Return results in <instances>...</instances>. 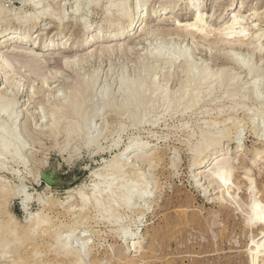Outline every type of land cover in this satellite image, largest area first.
<instances>
[{"label":"bare ground","instance_id":"1","mask_svg":"<svg viewBox=\"0 0 264 264\" xmlns=\"http://www.w3.org/2000/svg\"><path fill=\"white\" fill-rule=\"evenodd\" d=\"M205 1L206 0H72V2L70 3L68 2L67 4L65 3L67 2L66 0H20V7L11 8V9H7L3 7L4 5L2 6L0 4V25H1L0 27V48L1 47L3 48L12 47V49L9 51L7 55L0 56V157L2 159L10 158V160L12 159L14 164L15 163L22 164L24 166L25 162L28 161L26 160L27 155H25V153L30 151L29 145H32L33 143H32V140L31 141L27 140L28 139L27 136H26L27 139L24 138L26 139L25 141L23 138H21L22 137L21 134L22 133L25 134L24 132L29 128L30 122H33V121L35 122L33 117H35L36 114L40 116L39 119L41 121H39V124L38 125L36 124L35 127L36 129L40 131L41 134L46 135V136L48 135V137H51V138L53 137L55 139H58V137L61 136V134L62 135L64 134V137H66L67 140H69V142L71 140H72L71 142L76 141L79 147H82L83 144L85 143L84 142L86 139L85 133L89 132L88 129L91 127L89 123L90 117L88 116V112L91 109L88 110L86 108L87 103H88V101L86 100V95L87 93L90 92L89 91V89H91L90 85L95 83V80H98V79L96 78V76H95L96 79L93 78L94 80L93 79L91 80L90 78H88L90 79L89 81L86 82V80H84L82 84L80 85L74 84V86L73 85L71 86V84L73 83H66V84L63 83L64 89L68 85L66 89L63 91V92H66V96L63 93L65 97L62 98V96L60 97L59 93H58L59 96L55 94L56 92L53 93L54 95H56L55 96L56 99L52 95L53 97L51 99L54 98V100L52 101V103L50 104L48 103L49 105L47 106V108H45L47 111V113L45 112V114L48 117H43L42 115H40V113L42 112L41 114H43L44 109L43 111H40L41 109L39 110L38 105L44 107L43 105L45 104H43L42 102L40 105L39 103H36L37 100L32 101V98H34V95L39 94L40 92L41 94L42 92L44 93V86L42 88V85H40L41 89L36 88L34 85L31 86L29 90L28 89L26 90V92L29 94L28 97H26L24 94L25 93L24 88L26 87L24 83L25 82L24 79L20 77L21 78L20 80L17 79V81H14V76L15 78L18 77V75L20 74V69H23L25 71L27 70L30 73V75L39 77L38 73L41 72L42 69H44V68H41V66H43L46 61L43 53H48V52L66 53L69 50L79 52L80 46L90 48L91 46H94L97 44L103 45L102 46L103 49H100L99 51L97 50L91 51L86 54L88 55V57H94L95 53L103 54L105 53L106 49L111 50L112 52H114L116 49L117 50L125 49V47L122 48L123 45L106 46L104 44L108 42L110 43L112 41L113 42L125 41L128 38H132L134 36H136L135 38L137 39L142 38V37H155L156 38V37L161 36L160 35L161 33L157 34L158 32L156 33V30H154V28H152V26L149 24L150 19L151 20L153 19L157 23V25L165 24L166 22L172 21L173 26L175 27L174 31L176 32L175 33L176 36L180 35L185 38L192 37V39L194 38V40H195V37H201V39L203 40L204 38L209 39L210 36H215V40H213L212 38L214 42L212 44L210 43V45L212 46L214 44L215 47L225 46L231 50L238 49V48L242 50V49H250V47H252L255 44L252 49L254 51L264 53L263 52L264 51V32H263L264 30L262 29L263 27L261 28V24L264 23V22H261V20L264 17V9H261V8L256 9L254 6V8L251 7V9L247 11L250 14H246L245 13L246 11L244 12V9H243L244 6L238 7L239 10L238 9L236 10L235 2H237V0H230L229 4L225 7V9L224 10L221 9L223 10L222 13H220L221 12L220 9L216 10L215 8V10H213L212 15H208V13L206 12L207 9H205L206 7L205 3L207 1L206 2ZM87 9H88V13H91V14L93 13L96 14V11L98 12L99 10H101L104 14L101 23L96 22V23L89 24L91 22H89L90 18L88 16ZM85 10L87 14H85L86 16L84 17L83 11ZM184 12H185V15L186 14L191 15V18L187 20H181V16ZM216 16H221L222 19H228V17L230 18H229V21L226 22L223 26L216 28V27H213V24H211L212 23L211 21H213ZM210 18H211V21H209ZM78 21H79V24L81 22L80 26L82 27L81 30L83 32V35H81V38L79 40L74 39L75 43L73 42L70 43L72 38L67 37L69 29L72 27L70 26V24L78 23ZM34 23L36 24V26L39 24V29L37 30L38 37L34 39L33 41L34 42L33 48L25 50L23 49V47H16V45L26 46L30 42V40L28 39L29 34H30L29 30H30V27ZM173 34L167 33V35H173ZM45 35L47 36L45 41L43 39H38L40 36L45 37ZM208 39L206 40L204 39L203 42L207 43L209 41ZM172 41H175V40H172ZM199 44H203V43H199ZM205 45L206 44H204V47ZM208 45H209V42H208ZM210 45H209V48H212L210 47ZM188 53L189 51H187V53L184 51L183 54H176V55L173 54L174 56L169 55V56H172V58H169V56L162 57V55L164 54H162L160 51H156V52L154 51L151 54L153 58L161 59L160 61L162 62L164 61L165 64L170 65L171 68L178 67L177 68L178 70L182 69L181 73H183L184 81L186 83L182 82L181 85L183 84L185 85L184 87L182 86V88L179 85L181 89L178 88L177 91L175 90L176 91L175 92L174 90L172 91V89H170L171 87L170 88L168 87L169 86L168 84H170L172 79L177 77V75L172 74V73L167 76V79H166L167 82L163 81L165 85H161L159 82H157L158 80L156 79L158 76L157 77L150 76L151 75L150 70L151 69L153 70V68L155 67L154 66L153 68L148 69L149 71L146 72V75L144 76L140 75L138 81L123 80L121 82L120 89L118 90V93H117V94H120L119 97L122 98V100L120 99L121 101L119 103H115V101H117L115 100L116 98H113V99L110 98L111 94L110 93L107 94L108 91L103 92L101 95L102 98H100L103 101L102 108L101 110L100 109L98 110L106 111L109 108L111 109V111H114L115 113H117L116 116L117 115L118 116L127 115L129 116L128 119H131V122L133 123L134 126H136L137 124L139 125V123L142 124L144 121H146L145 119L148 117V114H149V113L146 114L147 111L153 110L155 107V103L158 100L163 103L165 113H167L168 111L171 112L172 108L173 110H175L174 108L177 109L178 103L179 102L182 103V101L186 103L185 107L182 110H184L185 112L188 110L191 111L193 108L197 107L201 103V100L203 101L204 96L209 97L213 93V90H214L213 84L215 83V81L212 82L213 77L215 78L217 77L216 80L219 84H222L224 79L222 76L223 71L221 73V76L216 75L221 71L220 69H219V72L218 70L217 72H215L216 76L215 75L213 76L212 74L213 71L209 70L210 72H207L206 71L207 68L206 69L198 68L199 66L197 63L191 62L192 59L190 58L191 56H188ZM234 54L232 53V55ZM22 56L28 59V61H26L27 63L23 62L24 63L23 64L20 61L21 59L20 57ZM234 57L236 58V55L231 56V60L235 61V63H237L241 67H247L248 68L247 70H249V73H253L254 69L252 70V68L254 67H251V66L248 67V63L246 65L245 63H243L242 61H239L237 58L235 59ZM71 59L72 58L63 57L60 62L61 66L71 69L73 65L74 66L77 65V63L80 65L79 62L82 61L83 63V61H87L88 58H84L82 55L81 56L76 55V57H74L72 60ZM21 63L22 65L20 66ZM195 64L196 66H198L197 67L198 71L200 69V74H198V71H195V72L193 71L194 69H196ZM19 66H20V69H18ZM162 66H166V65H162ZM146 67L148 68V66H145V68ZM149 67H152V66H149ZM154 71H155V68H154ZM196 72L198 75L196 74ZM59 74H62V73H59ZM263 76H264L263 74L262 76L260 74L259 77H263ZM57 79L61 80L60 77L59 78L57 77ZM47 80H49V78ZM65 82H68V81L65 79ZM255 82L253 84V87H254L253 95L255 98L254 101H256L255 103L258 105V107L253 108L254 117L251 119V122H252L251 124L253 125V127H255L256 119L264 118V103L261 101V96L259 94V91L256 90ZM204 85L206 86L208 85V88L206 90L205 89L201 90L200 87H202L203 89ZM227 85H230V84H227ZM222 92H225V91H222ZM225 93H227V90ZM250 93L251 92H248L247 94L249 95ZM231 95H234V93L230 94V96ZM245 96L247 95L245 94ZM250 97L247 96V97H244V99H246V101L247 100L249 101ZM90 98H88L89 101H90ZM254 98L251 97V100H253ZM176 101H177V105L175 104ZM46 102L48 101L46 100ZM184 102H183V105H184ZM173 103L176 105V107H173ZM241 106L244 108L243 105ZM38 110L40 112H37V113L34 112ZM98 110H97V117L99 114ZM215 110L217 109L212 108L211 111H207V112L213 113L215 112ZM89 114H94V112L93 113L91 112ZM141 114L143 116H140ZM45 119L47 121H45ZM102 120L104 121V119ZM229 120L232 122L231 127L224 128V129L218 128V123H216L218 121L216 120L215 121L210 120V119L208 121L202 120L205 122V125L204 124L203 125L206 126V128L201 131L199 135V141L197 140L198 142L197 145L191 148L193 163L195 166H197V168L192 172V178L195 182L194 186L196 185L198 189H201V191L205 194V196H212L211 199H209L208 201L209 203L211 204L218 203L221 210H227L228 209L227 204H230V206H235L236 208L235 211H243V204H242L243 202L241 201V198L239 197V193H238L241 190V186L237 184L234 179L235 170H236L235 164H234L235 161L232 158L228 159L227 157L232 156L234 153L238 154L242 152L244 146L241 142H239L235 145L234 148L233 147L231 148L230 146L226 147L225 142L229 141L230 143V141L234 140L232 137L233 136L232 130H236L238 126L243 125L241 123H244L245 120L243 122H240L237 120L235 121L234 119H229ZM105 122L107 124L108 121H105ZM116 122L114 121L113 123L116 124ZM108 123L110 124V122ZM118 124L119 123H117V125ZM155 124L157 125V122H155ZM102 125H101L102 128H100L102 129L100 134L101 133L102 134L99 135L101 136L102 139L101 140L96 139L98 141L97 145L99 149L96 147L98 151L100 150V148H102L101 146L103 142L107 143V141H109V136H110L109 134H111L109 133L110 129L105 126L103 127ZM119 126H120V129L124 127L123 125H121V123L119 124ZM212 128L214 132L211 131ZM256 135H258V137L260 138L262 142L264 141L263 140L264 135H260L259 133ZM69 142L67 143L65 142V144H68ZM71 142L68 145H70ZM119 142H114L115 149L119 146L120 144ZM68 145L63 146L61 144L60 147L63 146L66 149L69 147ZM110 145L112 146V144ZM137 146L143 147L144 151L138 154H134V150ZM119 148L117 149L119 150ZM65 149L63 151H65ZM100 151L102 152L103 150H100ZM97 154L98 153H95V155ZM24 155H25V158H24ZM123 155H127V158H123L122 157ZM112 156L113 158L112 157H111L112 159L109 158L110 160L107 159L109 161L105 162L103 164L104 166H101V168L99 169L96 168L97 170L96 169L93 170L91 174L89 175L93 179V184L91 186L92 188L91 193H87V191H85L84 189L85 187L82 188L81 190L78 189L79 191L77 193H75L76 190H74L73 187L72 189L67 190L66 193L68 194L69 199L71 200L72 204H73L72 200H75L74 195H76V197L80 200L81 206L79 208L75 204L73 205L70 204L72 206L68 208V206L66 207L64 205L65 203L63 204L59 200H54L53 198H49V197H47L46 199L39 195V197L43 199L42 201L40 200L41 201L40 209L39 211L34 212L35 213V215L33 214L34 219H32V221L30 222V225L20 227L14 215L10 214L9 212L7 213V215L9 214L10 220L7 221V219H5L6 222H4V220L0 218V230H5L9 233H12L14 235L15 243L19 241L24 242L26 239H27V242L31 240L33 243V240H34L33 235L36 232H40L41 233L40 235L45 236V238L49 237L48 238V240H50L49 242L51 241L54 242L51 245L53 248V253H54L52 260L46 261V260H40L41 258H38L39 261L33 262L34 257H36L37 255L39 256L41 253L40 252L41 250L39 251V253L32 254L33 256L30 257L29 259L27 258V256L25 257V255L21 252L22 250L20 249L18 251H14L13 254L11 253L6 254L5 252V254L2 255V257L4 256L6 257L9 254V257L11 256L10 257L11 259L9 258L10 264H95L98 261L97 260L98 258H97V255L96 256H93V255H94L96 247L99 246V244H95L93 237L89 238L90 236H88V238L87 237L85 238L84 235L80 234L81 232H78V229H79L78 222L79 221L80 223L82 221L83 222L85 221V223L88 222L89 213L91 210H94L97 213L96 218H97L98 224L101 223L102 221L107 222L113 228H117L116 231L119 233V236L121 238H125V241L123 244L124 246L117 247V248L112 247V256L114 259L121 260L122 256H125L124 253H126V251L131 252V251L138 250L137 252H139V250L142 249V247L140 246L142 242H140L139 240L141 238L139 237L140 233L130 232L129 229L122 226V223H123L122 220H123V217L125 216L128 217L129 214H132L136 217V219L138 220L140 224H143L145 217H147L148 208L151 206L152 207L156 206L154 202L155 200L152 201L154 197L151 196L152 195L151 191L150 190L148 191V186H149L148 184H150V182L148 181V179H146V175L144 173L145 171L143 172V169L146 166L149 167L150 170H155L159 168L161 166L162 158L160 154H158L157 152H152L151 149H146V146L144 144H141L139 140L137 139V137H134V136L128 139L121 153L119 152V154L117 153ZM104 159H102V161ZM263 159H264V150L255 149L254 154L252 155V158H251V164L255 166L258 164V161L263 160ZM42 162L43 161H41L40 163ZM45 162L42 163L43 166L44 164H46ZM5 167H6L5 164L2 163L0 165V171H2V169H4ZM6 169L7 167L3 171H6ZM37 172H40V171H37ZM251 172L253 171L250 168H246V172L243 178L247 180V182L249 183L248 191L251 194V205L249 206V212H248L249 214L248 225L251 226L252 228L254 227L259 228L261 231H260L258 238H252V245L249 249V253L251 255V264H264V200L261 197L262 194L264 195V188H263V193H262L258 189L257 182L254 179L255 177L253 178V176L251 175L252 174ZM21 173L22 172H20V174ZM15 174H19L18 171ZM0 181H2L0 182V192H1L0 214H2V212L6 210L7 206L9 205L8 203L11 198H14L15 196H17L18 198V195H21L22 193H25V194L27 193L20 191V188L21 189L23 188L22 186L20 188L18 187L19 189L17 188L15 190V189H12V187H9V184H5V182L1 180V177H0ZM6 183H8V181ZM215 185L217 186V189L219 190V192L215 194H210L211 192H214L217 190ZM47 187L49 188V186ZM156 187H157V182H156ZM155 193L157 192L155 191ZM218 194L219 196H216ZM30 195L28 196L27 194L22 199V205H23L24 211H27L29 208V204L31 201ZM32 197H33V194H32ZM33 199L34 198H32V200ZM69 199H68V202H69ZM138 202L140 203L138 204L139 206L137 205ZM58 207H62L63 209L67 211V213L71 214L74 217V224L72 223L71 225V223L70 224L61 223L59 227H56L54 225V222L51 216L52 214L49 216L48 213L50 211L57 209ZM47 211L49 212L46 213ZM186 213H187L186 211H182L181 214H183L184 216L177 218V221L181 223L185 222V224H187L188 226H189L188 223L191 222V223H194L193 225H195L199 230L201 231L202 229L205 230L204 225H202L201 223H197L196 221H189L188 220L189 214L188 213L186 214ZM232 221H233V218H232ZM83 222L81 224H83ZM172 222H173V218H172ZM117 225L119 227H117ZM63 229L64 231H67L65 232L66 235L64 233L65 236L62 234L64 231H61ZM85 230L86 229H84V233L87 232V231L85 232ZM22 233L26 235L29 234L30 238H28V236L26 235L22 236ZM219 237H220V241L223 242L226 238L225 231L220 232ZM73 240L80 241L82 243L81 247L83 248L80 249L78 247L73 246L72 245ZM31 241L29 243H31ZM41 244L42 243H40V245ZM38 246L35 248H38ZM30 247H31V244H30ZM131 263L132 261L127 260V259L124 262V264H131Z\"/></svg>","mask_w":264,"mask_h":264},{"label":"rangeland","instance_id":"2","mask_svg":"<svg viewBox=\"0 0 264 264\" xmlns=\"http://www.w3.org/2000/svg\"><path fill=\"white\" fill-rule=\"evenodd\" d=\"M66 1L67 2L65 3L67 4L68 2L69 3L72 2V0H69V1L66 0ZM206 1H205L206 2L205 6L207 8L205 7V9H207L206 12L208 13V15H212L213 10H215V8L216 10L217 9L224 10L225 7L230 2V0H206ZM235 3H236L235 4L236 8L235 7L234 8L237 10L238 7L244 6L243 9H244V12L246 11L245 12L246 14H250L247 11H249L251 7L254 8V6L256 9L257 8L264 9V0H254V1L253 0H237V2ZM0 4L2 6L4 5L3 7L7 9L18 8L20 7V0H1ZM223 10H221L220 13H222ZM83 13L85 17L86 16L85 14L88 13V9H87V13H86V10L83 11ZM93 14L88 13V16L90 18V20L89 18L88 20L89 22H91L89 24L96 23V22L101 23L103 16H104L103 12L99 10L98 12L96 11V14L95 13ZM190 18H191V15L189 14L185 15V12L181 16V20H187ZM229 18L230 17H228V19H222L221 16H216L213 21H211V18L209 21L212 22L211 24H213V27L219 28L223 26L226 22H228ZM261 22H264V17L261 20ZM149 24L152 26V28H154V30H156V33L158 32L157 34L161 33L160 35L162 37L161 36L156 37V38L155 37H142V38L137 39L135 38L136 36H134L132 38H128L127 40L121 41V42H113V41L110 43L108 42L104 45L106 46L123 45L122 48L125 47V49H120V50L116 49L114 52L106 49L105 53L103 54L95 53L94 57H88V55L86 54L91 51H96V50L99 51L100 49H103L102 47L103 45L97 44V45L91 46L90 48L80 46L79 52L69 50L66 53L64 52L43 53L46 61H45V64L41 66V68H44V69H42L41 72L38 73L39 77L32 76L27 70L25 71L23 69H20V66L22 65V63L23 62L27 63L26 61H28V59L24 58L23 56L20 57L21 59L19 58L20 61L22 62L20 66L18 67V69H20V74L16 78L14 76V81H17V79L20 80L21 78L24 79L25 81L24 83L26 85V87L24 88L25 89L24 94L26 97H28L29 95L26 92V90L27 89L29 90L31 86L34 85L36 88H39V89H41L40 85H42V88L44 86V93L42 92L41 94L40 92L39 94L34 95V98H32V101L37 100L36 103H39L40 105L42 102L43 104H45L43 105L44 107L38 105L39 110L41 109L40 111H43L44 109L43 111L44 113L43 114H41L42 112L40 113V115H42L43 117H48L45 114V112L47 113L45 108H47V106L50 103H52L54 98L53 99L51 98L53 96L54 97L56 95L59 96V94H60V97L62 96V98L66 96V92H63V91L66 89L68 85L64 89L63 87L64 84L73 83L71 84V86L72 85L74 86V84L80 85L84 82V80H86L87 82L90 79L92 80L93 78H95V76L98 80H95V83L91 84L92 86L90 85V88H91L89 89L90 92L87 93L88 96L86 95V100L88 101L86 108L88 110L89 109L92 110V111L89 110L88 116L90 117V120L93 118L92 119L93 121L91 120L90 122L89 120L91 127L88 129L89 132L85 133L86 139L82 147H79L76 141L71 142L72 140L70 141L71 144L68 145L70 142L69 140H67L66 137H64V134L63 135L61 134V136H59L58 139H55L53 137L52 138L48 137V135L46 136V135L41 134L40 131L36 129L35 127L36 124L38 125L39 121H41L39 119L40 116L36 114L35 115L36 118L33 117L35 122L34 121L30 122L29 128L24 132L25 134L23 133L21 134L22 136L21 138L27 139L28 137L27 140H30V141L32 140V143H33L32 145H29L30 151L25 153V155H27L26 160L28 161L25 162L24 166L22 164H16V163L14 164V162L12 161V159L10 160V158L2 159L0 157V165L4 163L8 169V170L6 169V171H3L5 170L6 168L5 167L4 169H2V171H0L1 180H3L5 184H9V187H12V189L16 190L18 187L20 188L22 186L23 190L20 188V191L26 192L28 196L31 194L30 195L31 201H30L29 208L27 211H24L23 205H22V199L27 194L22 193L21 194L22 196L18 195V198L17 196H15L16 198L14 197L9 200V203H8L9 205L7 206L6 210H4L2 214H0L1 215L0 218L4 220V222H6L5 219H7V221L10 220L9 214L7 215V213L9 212L10 214L14 215L20 227H24L26 225L28 226L30 225V222L32 221V219H34L33 218L35 215L34 212L39 211L40 202L42 201L43 198L47 199V197L53 198L54 200H59L63 204L65 203L64 205L66 207L68 206V208H70L73 204L77 205L79 208L81 206L80 200L76 197V195H74L75 200H72L73 201V204H72L71 200L69 199L68 194L66 193L67 190L72 189L73 187V189L76 190L75 193H77L79 190L85 187L84 188L85 191H87V193H91L92 192L91 186L93 184V179L89 176L91 172L95 170L96 168L99 169L101 168V166H104L103 164L105 162H108L110 159L113 158L112 155H115L117 153L119 154V152L121 153L128 139L134 136V137H137V139L139 140L141 144H144L146 146V149H151L152 152H157L158 154H160L162 158L161 166L159 168L155 170H150L149 167L146 166L143 169V172L145 171L144 173L146 175V179H148V181L150 182V184H148L149 185L148 191L149 190L151 191L152 193L151 196L154 197L152 201L155 200L154 202L156 206L155 207L151 206L148 208L149 211L147 210V217H145L143 224H140L138 220L136 219V217L132 214H129L128 217L126 216L123 217L122 226L129 229L130 232L140 233L139 237L141 238L139 240L140 242H142L140 245L142 249L139 250V252H137L138 250L131 251V252L126 251V253H124L125 256H122L121 260L114 259L112 256V247L114 248L122 247L124 246L123 244L125 241V238H121L119 236V233L116 231L117 228H113L110 224L104 221L98 224L97 218H96L97 213L94 210L90 211L88 222L85 223V221L84 222L82 221L83 224H81L82 222L80 223L79 221L78 222V228H79L78 232H81L80 234L84 235L85 238L86 237L88 238V236H90L89 238L93 237L95 244H99V246H97L98 248L96 247L94 255H93V256L97 255V258H98L97 259L98 261L95 264H108V263L109 264H124L126 259L131 260L132 261L131 264H223V263L224 264H251V255L249 253V249L252 245V238H258L261 230L256 227L252 228L251 226L248 225V218H249L248 212H249V206L251 205V194L248 191L249 183L247 182V180L243 178L246 172V168H250L253 171L251 172L252 173L251 175L253 176V178L255 177L254 179L257 182L258 189L263 193L264 159L258 161V164L254 166L251 164V158H252V155L254 154L255 149L264 150V143H263L264 141L262 142L260 138L258 137V135H256L258 133L260 135H264V118L256 119L255 127H253V125L251 124L252 123L251 119L254 117L253 108L258 107V105L255 103L256 101H254L255 98L253 95V92H254L253 84L255 81H256L255 82L256 90L259 91V94L261 96V101L264 103V78H263L264 76L259 77L260 74L261 76L262 74L264 75V53L254 51L252 48L254 47L255 44L252 47H250V49L240 50L238 48V49L231 50L225 46L215 47L213 44L214 46L213 47L212 45H210V43L212 44L214 42L213 40H215V36H210L209 39L204 38L205 40L206 39L209 40L208 42H209L210 47L213 48L212 49V48H209L208 42L207 43L203 42L204 39L202 40L201 37H195V40L194 38L192 39V37L185 38L180 35L179 36L177 35L178 36L177 37L175 34L176 32L174 31L175 27L173 26L172 21L166 22L165 24L157 25V23L153 19L152 20L150 19ZM80 25H81V22L79 24V21L78 23L70 24V26L72 27L69 29V32L67 35L68 38L69 37L72 38L70 43L72 42L75 43L74 39L79 40L81 38V35H83V32L81 30L82 27ZM261 28L264 30V23L261 24ZM38 29H39V24L36 26V24L34 23L30 27V30H29L30 34H29L28 39L30 40V42L26 46L16 45V47H23V49L25 50L32 49L33 43H34L33 41L34 39L38 37V34H37ZM167 33L168 34L174 33L173 35L175 37L173 35H167ZM46 37H47L46 35L45 37L40 36L38 39H43L45 41ZM210 38L211 40L213 38L212 42ZM172 40H175V41H172ZM199 43H203V44H199ZM204 44H206L205 47H204ZM11 49L12 47H4V48L1 47L0 56L7 55ZM154 51L155 52L160 51L162 54H164L162 55V57L163 56L168 57L169 55H173V54L174 55L183 54L184 51L186 53L187 51H189L190 55L188 53V56H191L190 57L192 59L191 62L197 63L199 66L198 67L195 64L196 69H194L193 67L194 72L198 71V68L200 69L207 68L206 71L207 72H210L209 70L213 71L214 73L212 72V74L214 76L215 72H217V70L219 72V69H220L221 71L216 75L221 76V73L223 71L222 76H223L224 81L222 82V84H219L216 80L217 77L216 78L213 77L212 82L215 81V83L213 84L215 91L213 90V93L209 97L204 96L203 101L201 100V103L197 107L193 108L191 111L188 110L185 112L184 110H182L186 104L184 101H182V103L181 102L178 103L177 109L176 108H174L175 110H173V108L171 109L172 113L170 111L168 112L166 111L167 113H165L163 103L160 102L159 100L156 101L154 109L147 111L146 113V114L149 113L151 116L148 114V117L145 119L146 121H144L142 124L141 123H139V125L137 124L138 125V126L136 125L137 127L133 125V123L131 122V119H128L129 116L127 115H119V116L117 115L116 116L117 113H115L114 111H111V109L109 108L106 111L103 109H102L103 111H100L102 108V103H103V101L100 98H102L101 95L103 92L108 91L107 94L109 93L111 94L110 98L112 99L116 98L115 100L117 101H115V103H119L122 100V98L119 97L120 94H117V93H118V90L120 89L121 82L123 80L138 81L140 75L142 76L146 75V72L149 71L148 69L149 68L151 69L154 66H155L154 67L155 71H154V68L153 70L151 69L150 76H153V77L158 76L156 80H158L157 82H159L161 85H165L163 81H166L167 76L172 73V74L177 75V77L175 76L176 78L172 79L170 84H168L169 85L168 87L169 88L171 87L170 89H172V91L173 90L177 91L178 88L181 89L182 86L183 87L185 86L184 84L181 85L182 82L186 83L184 81V75L183 73H181L182 69L178 70L177 66H176L177 68L173 67L174 68L173 69L170 67V65L165 64L164 61H163L164 62L163 64V62L160 61L161 59L153 58L151 54ZM232 53L233 54L235 53V54L232 55ZM76 55L77 56L82 55L84 58H88V59L87 61H83V63L82 61L79 62L80 65L78 63L75 66L73 65L72 67L73 69L61 66L60 62L63 57L73 59L74 57H76ZM235 55L239 61H242L246 65L248 63V67L249 66L254 67L252 68V70L254 69L253 73H249V70H247L248 69L247 67H241L240 65L235 63V61L231 60V56H235ZM169 58H172V56H169ZM162 65H166V66H162ZM145 66H148V68L147 67L145 68ZM149 66H152V67H149ZM157 66L158 67L160 66V67L158 68ZM200 69L198 71V74H200ZM59 73H62V74H59ZM57 77L58 78L60 77L61 80L57 79ZM48 78L49 80H47ZM65 79L68 82H65ZM44 80L46 81V83ZM227 84H230V85H227ZM179 85L181 86V88ZM226 86L228 89L226 88ZM200 88L201 90H204V89L206 90L208 88V85L207 86L204 85L203 89L202 87ZM226 90H227V93L228 92L230 93L228 94L225 93ZM222 91H225V92H222ZM248 92H251V93L248 95L247 94ZM48 93H50L51 95ZM53 93H55L56 95H54ZM63 93L65 96L63 95ZM233 93L235 97L234 95L230 96V94H233ZM244 93L248 97L251 96L254 99L251 100V97H250L249 101L248 100L246 101L244 97H247V96H245ZM88 98H90V101ZM46 100L48 102H46ZM183 102H184V105H183ZM175 104L177 105V101ZM175 104L173 103V107H176ZM241 105H243L244 108ZM212 108L217 109V110H215V112L213 113L211 112L208 113L207 111H211ZM39 110L34 111V112L36 113L40 112ZM97 110L99 113L98 117H97ZM90 111L92 113L94 112L95 115L89 114L91 113ZM181 111H183L184 113ZM140 116H143V115L141 114ZM116 118L118 121L116 120ZM102 119H104V121ZM209 119L218 121L216 123H218V128L220 129L231 127L232 122L229 119H234L235 121L237 120L240 122H243L245 120L244 123H241L243 125L238 126L236 130H232L233 132L232 137L235 141L232 140L230 141V143L229 141L225 142L226 147L230 146L231 148L232 147L234 148L235 145L239 142H241L244 146L242 152L238 154L234 153L232 156L227 157L228 159L232 158L235 161L234 164H235V168L237 171L235 170L234 179H235V182L241 186V190L238 193H239V197L241 198V201L243 202L242 203L243 211H235L236 209L235 206H230V204H227V207H228L227 210H221L218 203L211 204L208 202L212 196H205V194L201 191V189H198L196 185L194 186L195 182L192 178V172L197 168V166H195L193 163L191 148L197 145L198 143L197 140L199 141V135L201 131L206 128V126H204L205 122L202 120L208 121ZM45 121L47 120L45 119ZM105 121L110 122V124L108 122L106 124ZM114 121L115 122L117 121L116 124L113 123ZM155 122H157V125L155 124ZM117 123L119 124L121 123V125H123L124 127L120 129V126L119 124L117 125ZM101 125L103 127L105 126L109 128L110 129L109 133H111V134L108 133L110 135L109 141H107V143L105 142L106 144L103 142L101 146L103 149L100 148V150H103L102 152L100 150L99 151L97 150V148L99 149L97 145V142H98L97 140L102 139L101 136H99L102 134V133L100 134L102 130L100 129L102 128ZM211 131L214 132L213 128L211 129ZM26 139L24 140L26 141ZM118 140L121 142H119ZM65 142L66 143L69 142V143L65 144ZM89 142H91L92 144ZM114 142H119L121 144V145L119 144L120 148L119 146L117 147L119 148V150L117 148L115 149ZM61 144L63 146L68 145L69 147L65 149L63 146L60 147ZM110 144H112V146ZM105 145L108 148H106ZM63 148L65 149V151H63L64 150ZM143 149H144L143 147L137 146L134 150V154L143 152L144 151ZM95 153H98V154L95 155ZM25 155H24V158H25ZM122 157L127 158V155H123ZM102 159H104L105 161L104 160L102 161ZM41 161H43L42 163L46 161L45 162L46 164L48 162L47 166L46 164H44L43 166V164L40 163ZM50 164H59L62 170L63 177L66 178L68 181L75 180L73 181V185L70 187L55 188V187H51L45 184L42 181V178H40L41 177L40 173H42L41 171H44L48 166H50ZM16 170L18 171L19 174H15L17 173ZM10 171L13 172L14 174L11 173ZM37 171H40V172H37ZM20 172L22 173L20 174ZM7 181L8 183H6ZM156 182H157V187H156ZM47 186H49V188ZM215 187L217 189L216 185ZM155 191L157 193H155ZM217 192H219L218 189L214 192H211L210 194H215ZM32 194H33V197H32ZM0 195H1V192H0ZM39 195L43 198L39 197ZM216 196H219V194ZM261 197L264 200L263 194ZM32 198L34 199L32 200ZM68 199H69V202H68ZM138 204L140 203L138 202L137 205ZM182 211H186L189 214L188 215L189 221H196L197 223H201L202 225H204L205 230L203 229L202 231L199 230L195 225H193L194 223H191V222L188 223L189 224L188 226L187 224H185V222L181 223L177 221V218L184 216L183 214H181ZM48 212L49 211H47L46 213ZM48 214L49 216L52 214L51 216H52L54 225L56 227H59L61 223H65V224L71 223V225L72 223L74 224V217L71 214L67 213V211L63 209L62 207H58L57 209L50 211ZM172 218H173V222H172ZM232 218H233V221H232ZM117 227L119 226L117 225ZM84 229H86L85 230V232L87 231L86 233H84ZM61 231H64V229ZM224 231H225L226 238L223 242H221L219 235H220V232H224ZM65 232L67 231H64L63 233L62 232L61 233L64 235ZM35 234L33 235V238H34L33 243L31 240H30L31 243H29L30 242L29 240H28L29 242H27V239L24 242L19 241L15 243L14 235L12 233H9L5 230H0V264H10L11 256L9 257V254L10 253L13 254L14 251H18L19 249L22 250L21 252L25 255V257L27 256L28 259L33 256L32 254L39 253V251L41 250L40 252L42 254L40 253L39 256L37 255L36 257H34L35 260L33 259V262L39 261L38 258H41L40 260H46V261L52 260L54 253H53V248L51 245L54 242L53 241L49 242L50 241L48 240L49 237L45 238V236L40 235L41 234L40 232H36ZM25 235L26 234L22 233V236H25ZM26 236L30 238L29 234ZM40 243H42L41 244L42 246L40 245ZM5 244L6 245L8 244L9 247L8 245L6 246ZM30 244H31V247H30ZM72 245L80 249L83 248L81 247L82 243L77 240H73ZM37 246L38 248H35ZM5 252L6 254L9 253L6 256L8 258H6L5 256L2 257V255L5 254Z\"/></svg>","mask_w":264,"mask_h":264},{"label":"water","instance_id":"3","mask_svg":"<svg viewBox=\"0 0 264 264\" xmlns=\"http://www.w3.org/2000/svg\"><path fill=\"white\" fill-rule=\"evenodd\" d=\"M41 178L45 184L55 188L70 187L73 185V181H75H68L63 177L59 164H50V166L42 171Z\"/></svg>","mask_w":264,"mask_h":264}]
</instances>
